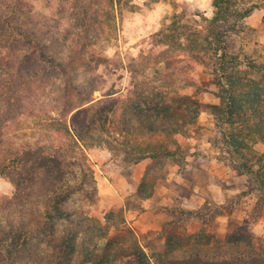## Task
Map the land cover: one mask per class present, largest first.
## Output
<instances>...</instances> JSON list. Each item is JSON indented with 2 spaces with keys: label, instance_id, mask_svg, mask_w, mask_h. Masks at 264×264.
<instances>
[{
  "label": "rangeland",
  "instance_id": "rangeland-1",
  "mask_svg": "<svg viewBox=\"0 0 264 264\" xmlns=\"http://www.w3.org/2000/svg\"><path fill=\"white\" fill-rule=\"evenodd\" d=\"M16 1L28 27L43 36L42 45L50 46L46 37L55 36L60 46L65 35L68 48L55 57L64 73L55 72L59 80L40 91H18L26 109L18 124L10 123L6 148L45 145L41 155L55 167V182L19 207L13 202L14 182L0 176V264H168L174 249L196 241L232 254L264 255L260 112L235 124L207 65L187 55H181L183 62L166 58L164 46L155 41L175 12L210 18L212 0H132L138 8L115 12L110 29L99 0L97 31L103 39L96 41L92 17L85 15L90 11L76 10L73 0ZM232 2L237 14L255 5L249 15L230 22L228 36L243 62L240 68L249 60L264 65V0ZM44 65L50 66L46 59ZM62 76L79 80L65 93L57 90ZM253 79L252 86L263 80ZM255 92L264 103V88ZM63 95L78 108L87 105L76 106L86 95L101 99L85 119L82 143L74 136L71 113H58L68 107L52 102ZM139 109L152 118L166 116L167 130L140 132ZM53 118L65 122L68 131L49 128ZM234 125L241 131L230 138ZM145 145L163 153L130 161ZM8 222L29 232L4 234Z\"/></svg>",
  "mask_w": 264,
  "mask_h": 264
},
{
  "label": "trees",
  "instance_id": "trees-1",
  "mask_svg": "<svg viewBox=\"0 0 264 264\" xmlns=\"http://www.w3.org/2000/svg\"><path fill=\"white\" fill-rule=\"evenodd\" d=\"M73 1L77 4L75 5L76 10L86 8L90 11L91 14L85 15L92 17L88 22L90 28L96 30V33H92L91 36L95 41L103 39V32L99 34L97 31L99 29L100 12L97 7L99 4L102 3L101 15L106 19L105 26L108 29H110L111 18L115 12H120L125 7L138 8L132 0H101V3L99 0ZM158 1L144 0L146 4ZM212 6L215 8V12L210 18L197 12L191 14L185 11L173 13L170 21L163 24L161 29L155 33L157 37L155 41L158 45L164 46L162 51L166 58L177 57L183 62L184 60L180 59L181 55H187L193 59H199L201 63L207 65L210 73L218 79L217 84L223 91L221 96H224L225 105L231 109L229 118H236L235 124L242 120L246 123L248 121L247 113L257 116L258 112H260L259 117L264 123V103L260 101V98L258 101L256 100L259 94L255 92L263 91L264 65L249 60L244 64L246 68H240V64L243 62L236 58L237 54L232 51V39L228 36L231 19L237 16L246 17L255 8V5L248 6L238 14L232 0H212ZM22 11V4L16 0H0V176L10 178L14 182L13 202L17 203L19 207L25 204V198L37 196L41 193V189H49L54 185L55 167L49 157L41 155L40 149L45 145L37 146L38 148L29 144H26L25 147L15 145L12 149L6 148L8 139L6 136L10 123L18 124L19 113H24L21 109H26V99L22 101V98L18 96L20 95L18 91H40L46 84L50 82L54 84L56 80H59L57 77L59 74L56 73L58 75L55 76V72L63 73V70L57 67L55 57L60 50L68 48L66 45L68 38L65 35L62 37L64 42L60 46L54 44L57 39L55 36L46 37L51 41L50 46L42 45L43 36L38 33V29L28 27L27 21L23 19ZM85 46L78 47L83 50ZM45 59L50 64L47 67L51 69L50 72L44 65ZM256 76H261L263 80L254 84L253 86H257L255 88L252 84L256 83L253 79ZM62 77L64 84L57 87L58 91H70V88H73L79 80L77 77ZM248 81L250 84L247 83ZM94 88L92 87L90 91ZM100 101L101 99L94 100L91 95H86L85 99L79 101L76 106L87 105L78 108L69 104L66 95H63L61 99L52 100L56 107L60 105L68 107V109L59 107L58 113H71L70 121L73 123L74 136L79 143L84 140V129L87 126L85 119H88L92 108ZM233 106L237 111H232ZM135 116L139 119L140 132L167 130L165 126L169 127L171 121L166 116L161 119L157 118L158 115L152 118L142 109H139ZM53 119L55 122L50 123L49 128L53 126V131L56 133L68 131L65 122L60 118ZM128 125L129 123L123 124L127 127ZM41 127L46 132H42V134H48L47 128ZM129 127L131 128L130 125ZM233 129L234 131H231L229 135L230 138L238 136L241 126L234 125ZM147 148L149 147L146 145L138 146V154L132 155L129 160L155 158L163 153L159 149L150 150ZM51 179L54 182H51ZM7 225L3 231L4 234H11L12 237L20 235L19 232L22 229H16L12 222H8ZM27 232L29 231L23 232L22 230V233ZM174 251L177 252L173 253L168 264H264V255L248 252L245 254V251L241 250L232 254L200 241H196L192 247L182 245Z\"/></svg>",
  "mask_w": 264,
  "mask_h": 264
}]
</instances>
